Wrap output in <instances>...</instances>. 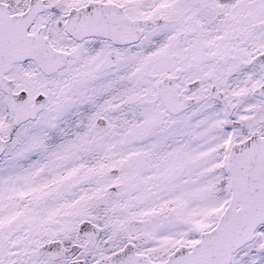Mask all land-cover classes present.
Returning a JSON list of instances; mask_svg holds the SVG:
<instances>
[{
  "label": "snow or ice",
  "instance_id": "snow-or-ice-1",
  "mask_svg": "<svg viewBox=\"0 0 264 264\" xmlns=\"http://www.w3.org/2000/svg\"><path fill=\"white\" fill-rule=\"evenodd\" d=\"M0 264H264V0H0Z\"/></svg>",
  "mask_w": 264,
  "mask_h": 264
}]
</instances>
